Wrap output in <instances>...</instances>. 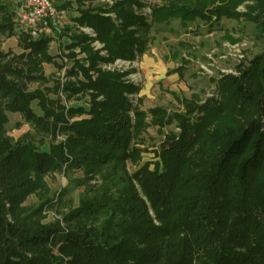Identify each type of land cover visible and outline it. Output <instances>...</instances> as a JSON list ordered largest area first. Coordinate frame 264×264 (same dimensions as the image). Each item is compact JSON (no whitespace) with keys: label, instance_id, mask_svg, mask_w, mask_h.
Listing matches in <instances>:
<instances>
[{"label":"trees","instance_id":"16d2710c","mask_svg":"<svg viewBox=\"0 0 264 264\" xmlns=\"http://www.w3.org/2000/svg\"><path fill=\"white\" fill-rule=\"evenodd\" d=\"M65 1L56 8L71 6ZM159 1L151 18L134 11L147 8L143 4L117 0L72 19L92 29L108 56H99L81 33L68 37L63 50L73 65L54 92L87 98L81 107L29 89L47 83L44 65L58 72L65 67L49 52L51 37L19 34L16 8L0 2V39L16 35L21 51L0 50V264H264V49L238 66V75L218 80L215 97L183 100L184 112L174 114L141 111L128 97L137 93L135 85L98 69L142 55L150 21L186 26L238 18L234 10L245 0ZM243 18L261 28L263 39L264 19L251 12ZM9 115H19L50 143L11 139ZM149 125L163 141L157 162L138 166ZM171 125L177 132L164 131ZM59 136L64 140L57 143ZM128 164L136 170L129 173ZM73 171L81 174L75 186L84 188L78 206L62 213L64 227L42 224V208H51L52 200L37 209L25 200L48 194L47 176Z\"/></svg>","mask_w":264,"mask_h":264},{"label":"rangeland","instance_id":"374dc122","mask_svg":"<svg viewBox=\"0 0 264 264\" xmlns=\"http://www.w3.org/2000/svg\"><path fill=\"white\" fill-rule=\"evenodd\" d=\"M55 4L61 1L53 0ZM117 0H88L79 4L77 0H67L71 6L60 11V27L58 31L45 34L51 37L49 52L52 56L64 65L62 71L58 72L51 65H44V74L48 78L45 84H32L31 91H43L51 101L58 102L66 107L85 106L88 99H81L79 96L66 98L61 92L56 94L54 87L57 82L64 84L65 69L72 67L73 63L65 57L69 52L64 51V46L68 45L69 36L74 33L83 34L90 38L91 47L99 56L107 58L103 44L95 41L92 29L76 25L73 18H78L79 10L99 7H111ZM125 1V0H118ZM147 7L142 10L134 8V11L142 13L143 16L151 18V6L161 4L159 0H134ZM1 3L17 8L18 0H0ZM256 0H245L234 10L239 15L238 18H223L216 22L195 20L186 26H180L179 20L170 21L169 25H150L151 28L144 37H147V46L140 56H135L134 60L117 59L112 63H101L98 69L101 71L117 72L123 75L126 83H131L137 87V93L129 95L131 104H136L143 111L151 109H164L169 114L182 113L183 100H190L196 97L203 102L216 96L217 81L223 76L238 75L236 68L242 64H248L253 57L263 52L264 38H260V29L255 28V24L243 18L251 12L252 16L264 19V6L257 8ZM262 9V10H261ZM261 10V11H260ZM109 17L115 19L113 14ZM66 29L69 32H66ZM67 35H65V33ZM17 33V32H16ZM43 34V33H42ZM0 50L20 53L18 48V37L16 35L4 36L0 39ZM78 59H83L84 55L78 49L73 51ZM33 111L37 115L41 112L36 103L32 105ZM149 123V117L146 119ZM177 132L174 125L168 126L164 131ZM7 135L13 139H26L39 145L40 141L48 145L50 137H41L35 133L34 129L25 123L19 115H9L6 125ZM161 131L150 125L141 135L142 149L141 161L138 166L144 163L157 162L156 153L163 141ZM62 136L57 137L56 142L63 141ZM45 145V147H46ZM129 173L136 170V166L127 165ZM80 172L73 171L67 174L55 173L45 178L48 194L43 197L30 196L25 200L24 206L30 209H37L45 199L52 200L51 208H42V224H60L64 227L63 214L73 207L78 206L79 197L83 192V187H76L75 180L80 179ZM68 189L63 196L62 203L59 204V196L62 191Z\"/></svg>","mask_w":264,"mask_h":264},{"label":"built area","instance_id":"2783aa9c","mask_svg":"<svg viewBox=\"0 0 264 264\" xmlns=\"http://www.w3.org/2000/svg\"><path fill=\"white\" fill-rule=\"evenodd\" d=\"M14 23L19 34L38 38L59 30L60 11L53 0H18Z\"/></svg>","mask_w":264,"mask_h":264},{"label":"crops","instance_id":"0c3cea01","mask_svg":"<svg viewBox=\"0 0 264 264\" xmlns=\"http://www.w3.org/2000/svg\"><path fill=\"white\" fill-rule=\"evenodd\" d=\"M4 4V3H3Z\"/></svg>","mask_w":264,"mask_h":264}]
</instances>
